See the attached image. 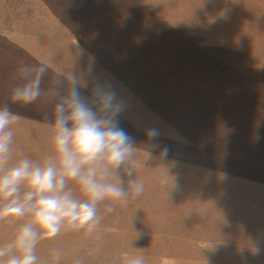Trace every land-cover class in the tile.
Wrapping results in <instances>:
<instances>
[{"label":"rangeland","instance_id":"374dc122","mask_svg":"<svg viewBox=\"0 0 264 264\" xmlns=\"http://www.w3.org/2000/svg\"><path fill=\"white\" fill-rule=\"evenodd\" d=\"M41 65V97L12 104ZM71 76L114 97L139 148L122 175L143 192L99 204L91 234L38 243V264H264V0H0V107L20 116L10 163L53 154ZM23 222L0 221V245Z\"/></svg>","mask_w":264,"mask_h":264},{"label":"clouds","instance_id":"9594fccd","mask_svg":"<svg viewBox=\"0 0 264 264\" xmlns=\"http://www.w3.org/2000/svg\"><path fill=\"white\" fill-rule=\"evenodd\" d=\"M31 70L36 77L12 91V104L27 106L41 97L47 66ZM69 80L67 94L53 107V154L42 161L24 157L10 163L13 125L20 116L10 104L0 107V221H24L14 238L0 245V264H38V243L62 231L91 234L102 219L99 204L127 203L143 192L142 182L126 183L122 175H133L131 162L139 148L118 125L114 97L95 91L91 97L84 96L76 78ZM147 135L151 138V133ZM53 256L58 260L61 252L54 250ZM128 264H144V260L136 257Z\"/></svg>","mask_w":264,"mask_h":264}]
</instances>
